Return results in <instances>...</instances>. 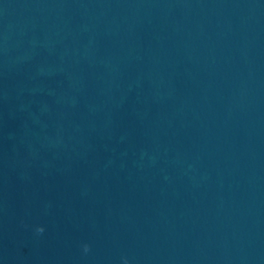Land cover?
<instances>
[{
    "label": "water",
    "instance_id": "95a60500",
    "mask_svg": "<svg viewBox=\"0 0 264 264\" xmlns=\"http://www.w3.org/2000/svg\"><path fill=\"white\" fill-rule=\"evenodd\" d=\"M0 264H264V0H0Z\"/></svg>",
    "mask_w": 264,
    "mask_h": 264
},
{
    "label": "clouds",
    "instance_id": "9594fccd",
    "mask_svg": "<svg viewBox=\"0 0 264 264\" xmlns=\"http://www.w3.org/2000/svg\"><path fill=\"white\" fill-rule=\"evenodd\" d=\"M37 231L38 232H42L43 231V228H37ZM85 251H87V246L85 245Z\"/></svg>",
    "mask_w": 264,
    "mask_h": 264
}]
</instances>
